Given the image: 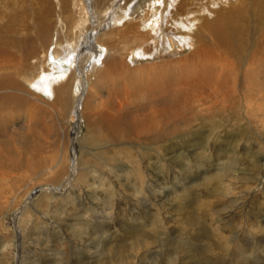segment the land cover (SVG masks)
<instances>
[{
  "label": "rangeland",
  "instance_id": "374dc122",
  "mask_svg": "<svg viewBox=\"0 0 264 264\" xmlns=\"http://www.w3.org/2000/svg\"><path fill=\"white\" fill-rule=\"evenodd\" d=\"M68 1L67 38L32 31L2 82L0 264H264V0H115L105 19L111 0ZM154 12L178 54L147 51ZM66 40L85 63L46 95ZM101 44L147 56L96 77Z\"/></svg>",
  "mask_w": 264,
  "mask_h": 264
},
{
  "label": "bare ground",
  "instance_id": "6f19581e",
  "mask_svg": "<svg viewBox=\"0 0 264 264\" xmlns=\"http://www.w3.org/2000/svg\"><path fill=\"white\" fill-rule=\"evenodd\" d=\"M94 2L95 1L92 0V4ZM111 3L112 4L108 3L106 5L100 6L99 8H95L94 10L100 13L102 19H105L106 16L112 14L110 13L112 12V10L116 11L113 7L114 6L113 3H115V0H111ZM156 3H158V1ZM82 6H83L82 0H77V7L80 8L79 9L80 14L85 8ZM88 9H90V6ZM90 12H92L91 9ZM159 13L160 12L157 13L154 12L153 14H150V18L146 22L141 21V23H146V25L151 26L148 28H152L151 30L149 29L150 33L148 32L144 34H148L149 36L150 34L151 35L154 34L153 36H151L152 40L150 41L151 43L148 45L150 49L148 48L149 50L147 51L153 52L152 54L153 56L163 55L165 52H168L167 53L168 56H174L179 53V49H182L183 41L186 40L184 39L178 40L174 35L171 36L159 32L158 27L161 22L159 19L161 13L160 14ZM71 14H72V10L70 7V2L68 0H33V1L0 0V91H2L0 93V96L8 95L9 91H14L15 89L16 86L15 78L14 80H10L6 84H3L2 82L5 78L18 76V71L19 69H21L20 68L21 63L19 64L20 53L24 50V47L30 46L32 44L33 37H31L30 33L32 31L34 32V30L37 29L36 30L38 31L37 36L39 37H37L36 39L40 40L39 44L42 46L44 44H45L44 46H46V44L48 46L51 45L52 44L51 37L54 38L53 39L55 42L54 44L61 43V39L63 38V40H65L72 30V25H70L71 17H69L71 16ZM122 15L121 18H123ZM92 16L93 15L91 13L90 16L91 19ZM37 20L39 22H42V24L38 26V24L36 23ZM1 21H3L2 24ZM17 26H19L21 29L18 30ZM116 26H117L116 22H114L112 23L111 28H115ZM186 28L187 27H185V30ZM228 28L229 29H226V32L221 31L219 29H217V31H213V35L215 34V38L217 41L228 43L232 39V36L235 35L236 32L232 31L230 27ZM17 31H19L20 33L23 32V37H20V33L17 34ZM50 31L53 32L54 35L51 36ZM85 33H87V35L84 36V40L82 44L87 43L86 46L88 47L91 44L89 43L90 35L88 36L87 31L84 32V34ZM34 42L35 41H33V43ZM101 46L103 47V49L94 52L93 57H91L92 58L91 71H93L96 77H102L101 75H103L104 77V74L102 72H97L98 68L106 67L107 69L112 68L114 71H117L122 67L126 68V65L128 66V64L130 63L136 62L137 61V60L135 61L136 58L139 59L147 56L144 49H143V53L139 48H136L131 52H128L127 50L128 53L126 54V56H123V54L118 53V50L115 47L108 48V47H104V45L102 44ZM84 47L85 46H79L77 48L78 51L77 52L75 51L76 54H74L73 51L74 49H71L70 44L66 40L64 45L61 44L57 47V49L51 51L50 56L47 57L48 59L46 63L48 67L51 69V72L47 74L45 73L42 74L40 79L35 83L36 86L35 89L42 90L44 93H46V95H50V91H52L51 85L48 83V80L50 78H54V79L60 78L65 80L67 77H70V74H68L70 71L72 73L77 71V69H80L81 71L85 63V60L83 61L82 59V53L85 52L86 50V48ZM59 50L61 51V54L58 53ZM158 51H160V53H158ZM77 55L80 57L77 58ZM122 59L125 60V62L127 63L126 65H124L125 62L123 63L121 61ZM78 60L80 63H78ZM172 61L173 62L170 63L166 62V66L167 65L170 66L171 64H176L179 60H172ZM161 67H163V65ZM192 81L195 84L199 80L197 77H194ZM19 88L20 86L17 89ZM114 98L119 99L117 95Z\"/></svg>",
  "mask_w": 264,
  "mask_h": 264
}]
</instances>
